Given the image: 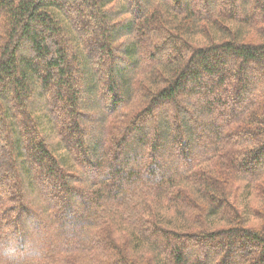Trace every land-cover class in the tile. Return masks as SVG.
I'll list each match as a JSON object with an SVG mask.
<instances>
[{
  "label": "trees",
  "instance_id": "trees-1",
  "mask_svg": "<svg viewBox=\"0 0 264 264\" xmlns=\"http://www.w3.org/2000/svg\"><path fill=\"white\" fill-rule=\"evenodd\" d=\"M0 264H264V0H0Z\"/></svg>",
  "mask_w": 264,
  "mask_h": 264
}]
</instances>
